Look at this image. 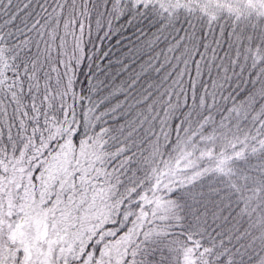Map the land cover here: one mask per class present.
<instances>
[{
    "label": "snow or ice",
    "instance_id": "1",
    "mask_svg": "<svg viewBox=\"0 0 264 264\" xmlns=\"http://www.w3.org/2000/svg\"><path fill=\"white\" fill-rule=\"evenodd\" d=\"M0 264H264V0H0Z\"/></svg>",
    "mask_w": 264,
    "mask_h": 264
}]
</instances>
